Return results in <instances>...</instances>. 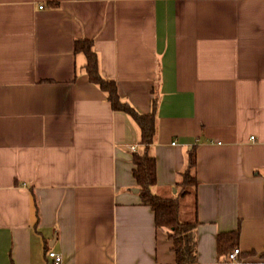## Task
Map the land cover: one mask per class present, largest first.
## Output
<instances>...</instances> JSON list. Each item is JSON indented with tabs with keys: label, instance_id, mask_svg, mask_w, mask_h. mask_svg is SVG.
I'll use <instances>...</instances> for the list:
<instances>
[{
	"label": "crops",
	"instance_id": "0c3cea01",
	"mask_svg": "<svg viewBox=\"0 0 264 264\" xmlns=\"http://www.w3.org/2000/svg\"><path fill=\"white\" fill-rule=\"evenodd\" d=\"M80 40L124 102L158 103L154 193L178 196L196 147V264L236 230L231 264H264V0H0V264H177L134 177L140 127Z\"/></svg>",
	"mask_w": 264,
	"mask_h": 264
},
{
	"label": "trees",
	"instance_id": "16d2710c",
	"mask_svg": "<svg viewBox=\"0 0 264 264\" xmlns=\"http://www.w3.org/2000/svg\"><path fill=\"white\" fill-rule=\"evenodd\" d=\"M56 5L53 4V6ZM75 52L83 53L86 56L85 70L91 82L98 85L108 95L112 108L130 115L140 127L141 145L144 146V150L134 156V177L141 189V199L154 210L156 228L166 231L173 241L177 264H196L198 262V223L196 221L185 222L180 219L182 199L188 196L190 190H194L198 186L196 147L194 146L189 151L187 168L180 174L182 180L179 184L181 190L178 196L163 198L154 193L153 189L158 182L157 161L149 150L156 143L158 134L157 101L154 102L152 112L148 114L138 112L129 103L122 100L116 82L102 76L98 56L91 40L77 41ZM239 240V230L219 234L218 252L222 263L231 264L230 254L238 248ZM261 257L264 260V253ZM238 258L242 260L241 256Z\"/></svg>",
	"mask_w": 264,
	"mask_h": 264
},
{
	"label": "built area",
	"instance_id": "2783aa9c",
	"mask_svg": "<svg viewBox=\"0 0 264 264\" xmlns=\"http://www.w3.org/2000/svg\"><path fill=\"white\" fill-rule=\"evenodd\" d=\"M41 8H43V7H41ZM239 254H240V249L237 248L235 251H233L230 254V262L231 263L238 262ZM48 258H49L48 264H63V261H64L62 254H59L53 250L48 252Z\"/></svg>",
	"mask_w": 264,
	"mask_h": 264
},
{
	"label": "rangeland",
	"instance_id": "374dc122",
	"mask_svg": "<svg viewBox=\"0 0 264 264\" xmlns=\"http://www.w3.org/2000/svg\"><path fill=\"white\" fill-rule=\"evenodd\" d=\"M194 190H190L188 195H191ZM182 202V201H181ZM181 208H182V203H181Z\"/></svg>",
	"mask_w": 264,
	"mask_h": 264
}]
</instances>
